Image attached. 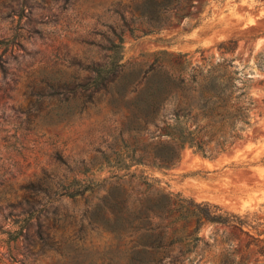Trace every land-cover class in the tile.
Instances as JSON below:
<instances>
[{
	"label": "rangeland",
	"instance_id": "rangeland-1",
	"mask_svg": "<svg viewBox=\"0 0 264 264\" xmlns=\"http://www.w3.org/2000/svg\"><path fill=\"white\" fill-rule=\"evenodd\" d=\"M118 1L131 2L0 0V39H6L0 55L5 52L8 60L7 75H0V264H128L133 256L138 264L237 259L220 242L229 231L221 225L205 223L198 232L202 240L184 253L177 247L183 243L179 236L193 246L194 225L174 221L175 212L152 215L149 232L138 228L145 222L144 206L159 188L177 200L264 216V0H209L179 25L139 37L124 34L120 62L125 69L143 67L162 49L197 57L196 50L217 54L219 42L236 40L230 70L238 85L249 86L257 105L252 126L229 151L202 157L185 150L169 169L138 165L131 168L136 178L117 182L96 166L98 148L110 142L106 132H116L121 116L109 119L110 106L105 99L96 103L97 95L81 110V99L60 102L55 95L39 97L36 89L45 86L44 78L83 80L87 63L106 59L103 36L109 35L106 24L117 20ZM141 177H154L158 184L148 179L152 186L146 189ZM117 183L127 196L122 211L114 204ZM104 196L105 218L97 211ZM116 216L124 219L120 231L113 225ZM174 229L179 231L170 235ZM145 241L174 246L148 255L139 250Z\"/></svg>",
	"mask_w": 264,
	"mask_h": 264
},
{
	"label": "trees",
	"instance_id": "trees-1",
	"mask_svg": "<svg viewBox=\"0 0 264 264\" xmlns=\"http://www.w3.org/2000/svg\"><path fill=\"white\" fill-rule=\"evenodd\" d=\"M208 1L131 0L126 5L118 1L113 8L117 20L106 24L109 35L103 36L107 43L102 46L107 51L106 59L87 63L83 69L89 75L83 80H78L76 76L61 81L44 78L42 82L45 86L36 89L39 97L55 95L60 102L81 99V110L94 103V96L97 95L96 103L105 99L110 106L109 119L116 122L114 117L121 116L116 132H106L110 142L102 141L104 146L98 148L96 171L106 169L110 178L118 182L136 178L131 171L134 166L169 169L180 161L185 150L209 157L229 151L244 139V134L252 126L251 111L257 101L249 93L247 84L238 85L235 82L236 72L230 70L236 57V40L219 42L217 54L206 55L205 50H196L194 53H199L196 57L194 54L162 49L152 54L151 60H145L143 67L125 69V64L120 62L125 33L139 37L179 25L182 19L191 16L192 8L199 13ZM5 41L0 39V44ZM3 54L0 55V75L5 77L8 60L3 58ZM148 179L158 184V179L154 177L138 178L146 189L152 186ZM105 180L102 178L99 182L102 184ZM115 189L114 204L122 211L127 206V196L118 183ZM107 198L104 196L97 207L104 218ZM163 212H175L174 221L179 220L183 224L193 222V246L189 247L184 242L185 237L179 236L183 243L177 244V247L183 253L202 240L198 232L205 223H209L229 230L220 242L227 243L237 259H226L224 264H249L251 260L253 264H264V216L257 211L234 213L209 202L177 200L159 188L157 197L144 206L145 222L138 228L151 231L152 215L161 218ZM123 223L124 219L119 216L113 221L118 231ZM161 228L164 230L161 237H164L167 226ZM178 231L174 229L170 235ZM190 235L192 233L186 234V237ZM214 241L217 242L216 239ZM173 246L172 242L154 244L145 241L140 244L139 250L148 255L157 252L165 254ZM128 264H138L135 256Z\"/></svg>",
	"mask_w": 264,
	"mask_h": 264
}]
</instances>
